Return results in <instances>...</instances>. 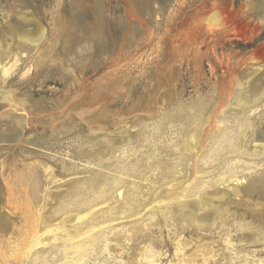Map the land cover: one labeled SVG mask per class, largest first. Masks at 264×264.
<instances>
[{
  "label": "rangeland",
  "instance_id": "obj_1",
  "mask_svg": "<svg viewBox=\"0 0 264 264\" xmlns=\"http://www.w3.org/2000/svg\"><path fill=\"white\" fill-rule=\"evenodd\" d=\"M220 3L228 7V13L223 16L222 23L208 25L209 28L206 23L200 24L203 17L209 18L217 11L223 13L219 8ZM187 14L192 16L195 14L196 25L206 27L207 31L217 30L215 32L218 33L228 25L231 37L228 39L231 41L227 42L225 51L220 48H212L208 51L207 47L200 45L199 48L202 50L200 49V53L195 56L193 53L195 46L188 38H197V34L194 33L195 30L187 31L182 26ZM177 18L180 21L179 30L174 38L171 26L173 20ZM41 30L45 31L44 47L38 48L26 42L25 38L36 37ZM213 31L212 36L213 33L215 34ZM263 43L264 0H0V59H3L4 63L15 58L19 59L17 66L7 77L0 72V95L2 96L3 91L9 88L4 89L6 85L4 82L26 73V77L23 75V79L20 81L16 79L17 81L9 86L14 85L19 97L29 100L31 107L34 106L30 110L33 112L35 108L47 106L67 90L73 94L83 83L95 89L94 86L106 80V75L126 73L129 76L124 80L125 83L116 96L111 94L109 97L108 93L103 95L110 102L109 110L124 114L132 107L137 97L139 99L144 96L141 109H145L144 112L148 113L153 109L155 96L153 87H156V79L166 76L163 67L168 66L170 70L168 73L174 80L173 86L176 92L175 105L172 107L174 116L180 114L179 111L185 112V115L194 114L214 98L221 96V91H224L227 83L235 84L239 79L246 82L254 68L264 66V52L252 56L259 49L264 51ZM107 53L116 59L119 58L116 63L118 66L116 65L115 68L111 61L110 65L100 66L94 71L99 64L98 58ZM38 55L43 58L41 60L50 62L47 66L40 67L41 71H52V74H49L47 79L44 78L45 84L42 87L37 85L30 87L29 79L38 71L36 64L30 58ZM8 57L10 59L5 60ZM255 57L261 60L251 61ZM61 59H64L66 66L70 65L68 68L71 72L68 76L61 73L58 64H54V62L59 63ZM241 60L249 61L248 66H242L241 71L240 67L237 68L240 72L233 70ZM235 71L238 74L234 75ZM258 74L260 76L256 90H259L258 94H263L264 69ZM149 81L153 83V87L147 94ZM55 91L59 92V95H55ZM128 91H130L129 97L126 95ZM68 108L69 105L65 107V111H62L63 114L70 113ZM219 108L220 106L215 111L213 119L215 123L203 132L202 144H207L210 133L216 134L220 130L222 124L220 119L223 120L225 116L222 108ZM3 109L6 110L7 107L3 108L0 105V165L4 163L8 168L6 174L8 173L10 177H15V173H19L18 171L22 169L23 172H30V168L33 169L30 162L34 156L29 154L38 149L42 151L43 148L47 149L49 157H43L42 160L50 162L51 166L57 168V173H61L58 177L63 176L60 180L68 178L73 171L74 174H83L88 166L86 167L85 160L80 159L81 155L77 150V146H80L78 140L87 141L83 146L85 150L94 151V156L90 159L95 161L92 167L96 165L94 170L99 172L97 170L100 168L106 169L107 166L117 164L115 159L121 155L115 147L117 144L121 145L122 141L129 142V140L136 143L143 138L144 129L147 134L150 132L148 141L141 144L138 150L136 149V154L129 152L128 145L125 147L128 149L127 156L130 157L126 160L131 165L134 164L133 167L139 165L136 170L126 172V176H129V182L124 186L126 197L116 199L112 190L109 196L106 195V199L97 200L96 208H103V211L96 213L94 212L96 208L91 209L94 214L92 220L95 219V222L97 220L106 223L112 219L117 225L121 222H129L131 214L143 213L145 209L164 201L154 200L153 196L167 181L184 176L188 158L185 149L186 138L196 130L194 119L185 116L173 119L174 125L163 127L160 124V132L151 136L158 124L148 120L146 114L142 116L145 125L137 127L138 129L136 125L130 128L131 126H121L120 123L114 124V121L105 122L104 128L97 129L94 125L90 127L85 124L86 120L74 125V122L66 119L65 121L63 119L64 123L61 121L63 124L61 123L58 128H54L45 120L37 121L33 116L24 114L15 116L17 123L11 122V119H4L2 116V112L5 111ZM235 117L237 119L236 115ZM224 123L231 129H237L239 124L243 126V131L239 135L241 153L236 152L232 156L222 154L220 161L211 166V171L215 172L214 178L218 179L220 173L227 177L233 175L236 170L238 173L234 175L232 182L225 184L221 181L222 183L208 188L205 194H201V199L186 200L184 205L182 200L176 202L173 200V214L172 217L168 215L167 222L160 212L150 223L149 228H143L142 225L136 227L128 225L129 228L134 226V230L130 228L132 239L118 233L113 243H118L120 247L116 248L112 245L113 251L121 252L122 248L125 250L123 258L127 261L126 264H141L140 255L149 245L163 253L162 262L167 264L175 254L172 242L175 233L194 244L200 238L213 246L216 250V262L212 261L211 264H229L231 261L224 242L228 234L238 244L241 254L250 257L257 254L258 257L264 258V242H258L260 231H264V97L256 111L249 115L248 123L244 120L237 122L234 118L227 119ZM53 128L57 131L56 135H53ZM89 128L100 130L101 133L90 134ZM104 170L101 172L104 173ZM9 180L11 181L12 178ZM3 181L0 178V223H7H3L0 228V248H2L0 251H5L3 247L6 248L7 244L11 246L6 253L2 252V256L6 257L3 261H1L2 256L0 257V264H31L30 251L33 243L31 244L28 239L30 242L26 240L27 242L19 243L24 237V226L30 213L22 204L16 206L8 204L7 185ZM182 191L183 189L176 196L178 197ZM178 198L180 199L181 196ZM51 202L53 200L49 204ZM174 203H177L176 206ZM54 204L55 202L49 205L48 210H44V221L47 225H54L60 220V215L49 216L48 211ZM141 208L142 211L138 210ZM183 208L189 212V218L193 216L200 218L209 214V219H215V224L198 226L194 220L186 219L184 212L181 211ZM91 210L80 212L79 215H87ZM104 213L109 215L105 216ZM241 225L243 228L240 227ZM35 230L36 233H40L41 229ZM254 251L258 252L254 253ZM105 259L102 258V261L110 262L109 259Z\"/></svg>",
  "mask_w": 264,
  "mask_h": 264
},
{
  "label": "bare ground",
  "instance_id": "obj_2",
  "mask_svg": "<svg viewBox=\"0 0 264 264\" xmlns=\"http://www.w3.org/2000/svg\"><path fill=\"white\" fill-rule=\"evenodd\" d=\"M219 8L223 13L217 11L212 15L210 14L211 17L208 16L209 18L203 17L201 19L200 24L206 23L208 28H209L208 25L211 26L217 24L220 25V22L222 23L221 20L223 16H226V14L228 13V7L225 6L224 3H220ZM194 16H192L191 14L190 15L187 14L182 22V26L186 28L187 31L195 30L194 33L197 34V38L194 39L188 38V40L191 41L195 46V48L193 49L194 55L197 56L200 53V49H201L199 48L200 45L201 46L204 45L205 47H207V50L212 48L213 49L220 48L223 51H225L224 49L226 47L227 42L231 41L230 39H228L231 38L228 32V25H226V28H222L221 30H219L218 33L215 32L217 30L214 31L212 30L213 32H215V34L213 33L212 36L211 30L207 31L206 27L200 25L198 26V24L196 25V23L194 22L195 20ZM178 22H180L178 18L174 19L171 26V32L174 33L173 34L174 38H176L175 33H177L179 30ZM222 27H224V25ZM39 33L40 34L36 37L25 38L26 42L29 44H34L38 48L44 47L46 40L45 31L41 30ZM263 47H264V43H263ZM257 49H259V47ZM261 52H264L263 49H259L257 50V52L255 51L254 55L252 56H256ZM8 59H10V57L6 58L5 60ZM30 59L32 60V62L36 64L38 71L35 73V75H33V77L32 76L30 77L28 83H30L29 84L30 87H34V85L42 87L45 84L44 78L47 79V76L49 74H52L51 73L52 71L44 72L41 71L40 67L47 66L50 62L49 61L45 62L41 60L43 58H41L40 55H38L37 57L33 56ZM118 59L109 56L108 53L105 56H100L97 61L99 62V64L97 65V68L93 70L96 71L97 69L100 68V66L103 65H110L111 61L113 62L112 64H114L115 67L117 65L116 63L118 62ZM2 60L3 59H0V72L2 73V75H4V77L5 76L7 77V75L11 72V70L17 66L19 59L15 58V60L13 61L9 60L6 63L2 62ZM254 60L259 61L261 60V58L255 57L251 61ZM248 62L249 61L242 62L241 60L238 64H236L233 70L236 69L237 71V68L240 67V71H241V67L248 66L247 64ZM54 64L55 65L58 64V67L61 69V73L63 75H67V76L70 75L71 71H69L68 68L70 65L66 66V64L64 63V59H61L59 63L54 62ZM263 69L264 66L261 67L258 66L254 68L255 71L254 70L252 71L253 72L252 75L248 77V80L246 82H244L241 79H239L238 81L236 77L235 80H237L238 82H235V84H230V85L229 83H227V85L224 86V91L223 92L221 91V96L217 97L214 95L217 98H214L209 104L204 105V107L202 106L203 107L202 110L200 109L194 114H187V115L184 114L185 112L179 111L181 113L176 116H174L175 114L172 111V107H174L175 105L176 92L173 86L174 80L172 76H170V74L168 73L170 72L168 66L163 67L164 74L167 77L164 76V78L162 77V78H158V80L156 79V87H153V83L151 81L148 82L149 89L147 90L148 91L147 94L150 93L149 91L152 89V87L155 88L153 109L151 111H148V113L144 112L145 109H141L145 99L143 95L142 98L138 99L137 97L136 98L137 100L134 101L132 107H130V109H128V112H125L124 114H121L119 112L114 113L109 110L110 102L108 99L104 98L103 95L105 96L106 95L105 93H108L107 96L111 94L116 96L118 94L117 92H119V90L122 88V85L125 83L124 80L128 78L127 76H129V74L126 73L106 75L105 76L106 80H104V82H100L99 84H97L96 87L94 86L95 89L91 88V86H89L88 84L86 85L83 83L80 85L79 90H76L73 94H71L70 90H67L66 92L60 94L59 97L56 96L57 98L55 100L51 99L52 101L47 106H40L38 108H35V110H33L34 113L30 111L34 108V106L31 107L29 100L24 97H19V95L17 94V88L14 87V85H12L11 87L9 86L11 85V83H15L17 81L16 79H18V81L23 79V75L26 77L27 76L25 75L26 73L25 74L23 73L22 76L17 75L15 79L11 78V81L4 82L6 83L4 89L8 87L9 88L8 90L3 91L2 96L0 95L1 96L0 105L3 108L7 107L6 110L3 109L5 111L2 112L3 114L2 116L4 117V119L5 118L11 119V122L13 121L17 123L18 121L15 116L24 114L27 116L28 115L33 116L34 118H36L35 120L37 121L45 120L47 121L49 126L51 125L54 128H58V126L63 122V119L64 121L66 119L67 121L74 122V125L75 123H81L83 120H86L87 123L85 124L89 125L90 127H93L94 125L97 129L104 128L103 123L105 122L109 123L113 121L114 124L120 123L121 126H126V127L131 126L130 128H133L132 126L136 125L135 126L136 128L137 127L140 128L141 126L145 125L144 124L145 120L142 119L143 118L142 116L146 114L147 118H149L148 120H153L158 124L157 127L158 129L157 128L154 129L151 133L152 134L151 136H155V134L160 132L159 130L160 124H162L163 127L168 125H174L173 119L178 117L189 116L190 118L194 119L196 123V125H194L196 130L191 132L186 138L187 145L185 149L187 155L186 158L187 157L188 158H187V162L185 161L186 167L185 166L184 167L186 168V171L184 168L185 171L184 176L182 175V178L167 181L166 183H164L162 187H160L155 192L153 199L157 201L164 200L163 202L155 206L153 205L149 209H145L143 213L131 214L129 216L131 217V220L129 222L126 223L121 222L118 225L115 224V222L112 221V219L111 220L107 219L108 221L107 222L105 221L106 223L98 222L97 220L95 222V219L92 220L94 214L92 213L93 210L91 209L96 208L98 206L97 200H104V198L106 199L107 198L106 195L109 196V193L112 190L113 192H115L116 199L120 200L121 198L126 197L124 186L129 182V176H126V172L131 170H136L139 167V165L133 167L134 164L131 165L127 161L128 158L130 157L127 156L128 149H126L125 147L128 145L130 149L129 152L136 154L135 153L137 152L136 149L140 147L141 144L146 143L149 139L150 132L147 134L145 129L142 132L143 138L136 143L133 142L132 140H129V142L120 140L122 141V144L120 145L119 143L115 146L121 153L120 157L118 156L115 159L116 160L115 162L117 164L111 167L107 166L106 169L104 168L105 170L100 168V170H97L99 172H96V170H94L96 165L94 166V168L92 167V165L95 164L94 163L95 161L90 159L91 156L92 157L94 156V151L85 150L83 146L84 144H86L87 141H83V140L77 141V143L80 145L77 146V150L81 155L80 159L86 161L85 163H87L86 167L88 166V169H86V171L83 174L82 173L74 174V171L73 172L70 171L73 174L69 175L70 173L69 172L68 173L69 177L64 180H60V178H62L63 176L60 178L58 177V174L61 173L60 172L57 173L56 171L57 168L56 169L54 168L55 166L53 167L50 165V162L47 163L42 160L43 157H49V154L47 153L48 152L47 149L44 148L42 151L38 149L39 151L37 150L29 154L30 156L31 155L34 156L33 160L30 162V165L33 167V169L30 168V172L29 171L23 172L22 169L21 171L20 170L18 171L19 173H15L16 174L15 177L12 176L10 177L8 173H7L8 175L6 174L8 168H6L4 163H1L0 178H2V180H4L6 184L4 183V181L3 183L7 185V190L5 187L4 189L8 192V196H7L9 202L8 204L10 205L15 204V206L16 204H22L24 206L23 208L25 210L28 209V212L30 213V217L29 219H27L28 221L24 226L25 229L23 228L24 237L22 240L19 241V243L22 244V242L26 241L27 239L31 241L30 242L27 240L31 244L33 243L32 246L33 248L30 251L31 264H123V263L126 264L127 261H125L123 258L125 250H123L122 248L121 252H116L113 251L112 249V245H114V247L116 248L120 247L118 243H113V241L115 240L114 238L118 233H121L123 235L125 234L124 235L125 237H127L128 239L130 238L132 239L133 234L131 233L132 230L130 228H133L134 226L136 227V225L139 226L142 225L143 228L148 227L150 223H152L157 218L156 215L158 213L160 214V212L162 216L165 218V220L167 219L168 215L172 217L173 200H175V202L176 200L177 201L182 200L181 202L184 205L186 200L201 199V194H205L206 193L205 191L208 188L214 187L218 185V183L220 184L221 181H223L225 184L229 181L232 182V179L238 173L236 170L233 172V175L231 174L227 177L225 174L220 173L217 179L214 178L213 173L215 172L211 171L212 169L211 166H213L214 163H216L217 161H220L221 159L220 156H222V154L227 156H232L236 154V152L241 153L239 135L243 131L242 130L243 126L242 125L240 126L239 124L237 129H231L228 126H226L224 121H226L227 119L234 118V120L237 122L241 120H244L246 123L249 122V115H251V113L256 111L257 107L261 103L262 98L264 97V93L258 94L259 90H256L258 77L260 76V74L258 73ZM233 70L231 75L233 74ZM236 71L234 75L238 74L237 72H240V71L237 72ZM54 94L59 95V92L55 91ZM126 95L127 97H129L130 91H128ZM68 105H69L68 111L70 113L63 114L62 111L63 110L65 111L66 110L65 107ZM219 106L220 108H222L223 115L225 116L223 118L224 121L220 119L222 121V124H220L219 127L220 130L216 134L210 133L208 135V138L206 137L208 140L207 144H202L201 140L204 134L203 132L206 131L208 127H210V125L212 126L213 123H215V120L213 119L215 116L216 108H218ZM145 108L147 107L145 106ZM235 115L237 116V119ZM18 119L20 118L18 117ZM21 128H23V126H21ZM97 129L96 131L95 129L94 130L90 129V134L100 132V130ZM56 133L57 131L54 130L53 135H56ZM45 154L47 156H45ZM26 164L27 162L25 163V165ZM103 170L104 173L101 172ZM11 178L12 180L10 181L9 179ZM182 189L183 191L179 195L181 196V198L179 199L178 198L179 196L177 197L176 195L179 194V191ZM51 200H53L55 204L52 205L53 206L51 207L52 209L48 211L49 216L60 215V220L59 221L57 220L58 222L57 223L55 222L56 224L54 225H47L46 222L44 221L45 218L44 210H48L47 208L49 207V205L53 204V202L49 204ZM176 204L174 206H176ZM181 205L179 206L182 208ZM90 210L91 212L88 213L87 215H79L80 212H86ZM100 210L103 211V208L101 209L96 208L94 212L97 213ZM138 210L142 211L143 209L141 208ZM181 211L184 212V216L186 217V219L194 220V222L198 226L199 224H201L202 226L204 225L212 226L215 224V219H209L210 218L209 214L202 215L200 218H193L194 216L189 218L190 215L187 210L183 208ZM106 212L107 211L105 210V213ZM108 213L110 214L111 211H109ZM3 223H7V222H3ZM3 223H0V228L1 226H3ZM128 225H134V226L129 228ZM22 227L23 226L21 224V228ZM240 227L243 228L242 225ZM38 228L41 229L39 231L40 233H36L35 229L38 230ZM172 242L174 243L173 246L175 247L174 248L175 254L174 257L167 264H211L212 261L216 260V250L214 249V247L209 245L208 243L203 242V240H200V238L194 244V242L188 241V239L185 240L184 238L179 237L177 233H175V239H173ZM224 242L227 251L230 253L229 259L231 261L229 262V264H243V263L264 264V258L261 256L258 257L257 254L251 255V257L250 255L241 254L240 251L238 250V244L235 243V241L233 240L230 234L227 235ZM258 242H264V231H260V237H258ZM193 244L194 246L191 247ZM10 246L11 245L7 244L6 248L3 247L5 251H0V257L3 254L2 252L6 253V250L9 249ZM21 246L23 247V245ZM1 249L2 248H0V250ZM256 252L258 251H254V253ZM162 254L163 253L158 251L155 247L149 245L144 249V251L140 255L141 259L139 260V262L141 264H164L162 262V258H163ZM5 257L2 256L1 261H3ZM102 258L109 259L110 262L107 261L103 262Z\"/></svg>",
  "mask_w": 264,
  "mask_h": 264
}]
</instances>
